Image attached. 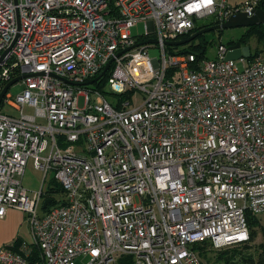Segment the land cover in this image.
<instances>
[{
	"label": "built area",
	"instance_id": "2783aa9c",
	"mask_svg": "<svg viewBox=\"0 0 264 264\" xmlns=\"http://www.w3.org/2000/svg\"><path fill=\"white\" fill-rule=\"evenodd\" d=\"M262 3L0 0V94L22 77L0 103V218L24 211L32 237L0 264H203L197 243L248 242L264 215V60L167 43ZM107 74L110 91L96 88ZM31 158L64 191L43 212L44 189L22 181Z\"/></svg>",
	"mask_w": 264,
	"mask_h": 264
},
{
	"label": "rangeland",
	"instance_id": "374dc122",
	"mask_svg": "<svg viewBox=\"0 0 264 264\" xmlns=\"http://www.w3.org/2000/svg\"><path fill=\"white\" fill-rule=\"evenodd\" d=\"M231 4L237 3L242 4L247 2L248 0H229ZM211 19L210 18H202L199 20V24H205L208 23ZM258 26V25H257ZM261 28L264 30V24H261ZM249 31V27H232V28H226L221 30H214L206 33V38L208 41L207 47L204 52L203 58H209L213 59L216 57L217 49L219 44H228L230 41H236L239 39L243 34H246ZM132 35L138 37L141 41L145 40L147 36L146 33V23L144 21L138 22L136 25H134L131 29ZM259 29H254L250 32L249 36L247 37V45L251 48V53L255 54L256 51L259 52V56L264 60V40L260 38ZM186 45V44H185ZM183 46V45H180ZM179 50V49H177ZM149 54L153 58H160L161 57V50L158 46H151L149 47ZM105 88L107 91H110V86L108 84H105ZM22 89L21 85L19 83H16L15 85L11 86L9 91L16 95L19 93V91ZM118 98V97H117ZM111 99V97H109ZM136 101H139L140 98L136 97ZM2 110L4 112L8 113H15L14 110L7 107V104H2ZM29 112V110L27 111ZM54 176L53 172L48 173L47 176L44 175V172L41 170H38L35 168L33 159H29V162L27 164V168L25 170L24 176H23V185L25 188H27L30 193H33L35 191H39L40 189L46 190L51 178ZM52 198L56 200H60L63 196V193H51ZM45 200V197L42 199L39 211H42V204ZM11 212L9 213V218L7 219V222H3L0 220V248L4 247L6 244H11L14 242L16 238L19 236L28 241H32L31 233H30V227H29V221H28V214L24 211H20L14 208L10 209ZM250 217V216H249ZM257 219L259 220V224L255 226V229L253 230L254 233H256V236L254 237L253 241L249 244L251 246V249L245 248L243 246L236 247L237 249H241L244 251L245 255H248L250 253H254L255 257H257L260 248V245L264 244V215L257 216ZM10 236H13L12 239H9ZM9 240V241H7ZM3 241H6V243H2ZM229 249H232L229 248ZM225 249L220 250H214L213 248L209 246L202 247V250H199V254L203 260V264H223V261L219 260V253L221 251H224ZM238 259V258H237ZM79 264H82L80 261H78Z\"/></svg>",
	"mask_w": 264,
	"mask_h": 264
},
{
	"label": "trees",
	"instance_id": "16d2710c",
	"mask_svg": "<svg viewBox=\"0 0 264 264\" xmlns=\"http://www.w3.org/2000/svg\"><path fill=\"white\" fill-rule=\"evenodd\" d=\"M261 6L264 7V0H263V3H262ZM257 28L260 31L259 32L260 33V38L264 40V30L261 28V25H258V26L256 25V26L249 27V31L246 34H243L236 41H241V42L247 44V37L249 36L250 32L252 30H254V29H257ZM188 36L189 35H187L186 38ZM204 41L206 42V47H207L208 41H207L206 37H205ZM236 41H230L229 43H234ZM176 49H179L180 53L181 52H187V51H194V52L198 53V52H200L203 49V46H202L201 42H197V43L191 42L190 44H186V45H183V46H177ZM204 52H203V54H204ZM203 54L198 56V58L202 59L203 56H204ZM255 55H259V52L256 51L255 54H252L251 58L253 56H255ZM108 76L109 75L107 74L102 79L101 82H99V83H97L95 85V87L96 88H102L104 86ZM55 192L56 193H60V192L63 193V196H62V198L60 200H56V199L52 198L51 193H55ZM44 195H45L46 198H52L53 199V202L51 203L52 205H55V204L63 202L62 200H63V197H64V191H63L62 187L60 186V184L56 181L54 176L51 178L46 190H44ZM248 222H249V226L251 228L250 240L248 242L232 246V249H229L231 247L224 248L225 250L221 251L219 253V257H218L219 260L223 261V264H264V244L263 243L260 245L261 249L259 250V252L257 254L258 255L257 257H255L253 252L248 254V255H245L243 250L236 248V247H239V246H243L245 248H242V249H246V248L251 249V246L249 244L253 241L254 237L256 236V233H254L253 230L255 229V226H257L260 222H259V220L256 217H253V216H250L248 218ZM19 239H22V238L18 237L14 241L19 240ZM205 245L213 248L212 247V243L209 242V241H204V242L197 243V244L194 245V248H195V250L199 251V250H202V247H204ZM120 264H133L132 258L130 256L122 257L120 259Z\"/></svg>",
	"mask_w": 264,
	"mask_h": 264
},
{
	"label": "water",
	"instance_id": "95a60500",
	"mask_svg": "<svg viewBox=\"0 0 264 264\" xmlns=\"http://www.w3.org/2000/svg\"><path fill=\"white\" fill-rule=\"evenodd\" d=\"M264 24V8H259L255 11L254 15L252 16H248L246 13H239V14H235L232 15L231 17H229L224 23L222 24H214V25H210L208 27H205L203 29H201L200 31H198L197 33L190 35L187 38L184 39H180L177 41H170L167 44L168 45H173V46H180V45H185V44H190L191 42H193V40L199 36L200 34H206L207 32L210 31H214V30H221V29H226V28H232V27H251V26H256V25H261ZM151 42H156V39H148L146 41H143L139 44H143V43H151ZM203 49L198 52L197 54L200 56L203 54V52L206 49V42L204 40L200 41ZM229 51L226 55V59L227 60H234V59H238L242 56L244 57H251V48L249 45L241 42V41H236L234 43H229ZM129 49V48H128ZM127 49V50H128ZM9 51L6 50L2 57L0 58V61L3 60V58L5 57V55L7 54V52ZM113 60H111L104 68V70L93 80L83 83L85 85L87 84H91L94 82H97L98 80H100L105 73L107 72V70L109 69L111 63ZM22 77H18L13 79L12 81H10L6 87L4 88V90L1 92L0 94V103L3 99L4 94L6 93L7 89L15 82H17L18 80H20ZM53 202L52 198H46L43 202L42 205V209H46L51 203Z\"/></svg>",
	"mask_w": 264,
	"mask_h": 264
},
{
	"label": "flooded vegetation",
	"instance_id": "af4514ba",
	"mask_svg": "<svg viewBox=\"0 0 264 264\" xmlns=\"http://www.w3.org/2000/svg\"><path fill=\"white\" fill-rule=\"evenodd\" d=\"M262 8H264V7H262ZM210 25H212V24H209V25H197L196 28L191 32L190 35H193V34L197 33L198 31H200L201 29H203V28H205V27H208V26H210ZM190 35H189V36H190ZM189 36H188V37H189ZM205 37H206V34H200L199 36H197V37L193 40V42H195V43L200 42V41L204 40ZM185 38H186V37H185ZM183 39H184V38H183Z\"/></svg>",
	"mask_w": 264,
	"mask_h": 264
},
{
	"label": "crops",
	"instance_id": "0c3cea01",
	"mask_svg": "<svg viewBox=\"0 0 264 264\" xmlns=\"http://www.w3.org/2000/svg\"><path fill=\"white\" fill-rule=\"evenodd\" d=\"M10 212H11V210L9 209V210L7 211V214H6L3 218H0V220L6 223V222H7V219L9 218V215H10L9 213H10ZM12 237H13V236H10L9 239H12ZM19 237H20V236H19ZM7 241H9V240H7ZM2 243H6V241H3ZM0 245H1V244H0Z\"/></svg>",
	"mask_w": 264,
	"mask_h": 264
}]
</instances>
